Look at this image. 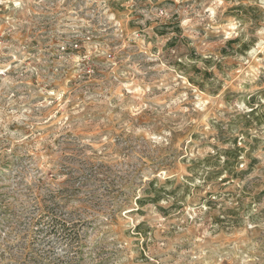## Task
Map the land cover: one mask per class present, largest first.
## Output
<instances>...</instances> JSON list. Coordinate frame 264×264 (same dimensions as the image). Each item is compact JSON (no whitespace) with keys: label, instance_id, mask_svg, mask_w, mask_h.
<instances>
[{"label":"rangeland","instance_id":"obj_1","mask_svg":"<svg viewBox=\"0 0 264 264\" xmlns=\"http://www.w3.org/2000/svg\"><path fill=\"white\" fill-rule=\"evenodd\" d=\"M0 264H264V0H0Z\"/></svg>","mask_w":264,"mask_h":264},{"label":"trees","instance_id":"obj_2","mask_svg":"<svg viewBox=\"0 0 264 264\" xmlns=\"http://www.w3.org/2000/svg\"><path fill=\"white\" fill-rule=\"evenodd\" d=\"M172 40H173V39H172ZM232 42L234 43V42H236V41H232ZM254 110H255V109H253V110L251 111L250 114H253V112H255ZM239 150H240V149H239ZM239 150H238V151H237V150H224V151H222V152H223V156L226 158V161H225V163H226V169H225V171H227V172H231V171L229 170L228 164L230 163V159H231V158L234 159V160H237V159H238V157H239V153H238ZM170 182H171L170 180L167 181V183H170ZM163 189H165V188H163ZM147 194H149V195H150V194H153V197H143V198H138L137 202H138L141 206L147 204L148 202L158 203V202H159L161 199H163V197L165 196V195H163L164 193H163V190H162V189H150V190L148 191ZM171 194H173V198H174L176 192H172ZM176 205H177V201L174 203L173 206H176ZM163 211H164V213H166L165 210H163ZM143 227H145V223H144V222L139 223V224L137 225L136 229L140 232V230H141ZM54 228H55V227H53V229H54Z\"/></svg>","mask_w":264,"mask_h":264}]
</instances>
